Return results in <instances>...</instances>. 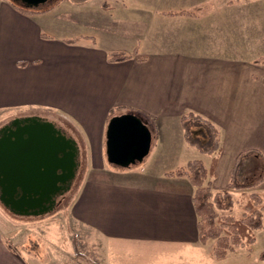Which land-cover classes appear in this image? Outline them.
Instances as JSON below:
<instances>
[{
  "label": "crops",
  "instance_id": "1",
  "mask_svg": "<svg viewBox=\"0 0 264 264\" xmlns=\"http://www.w3.org/2000/svg\"><path fill=\"white\" fill-rule=\"evenodd\" d=\"M61 2L47 12L25 14L11 0H0V113L47 110L69 123L75 131V137H69L84 173L70 215L97 242L135 241L139 244L130 252L146 264H153L152 259L157 264L222 262L211 257L213 241L205 245L199 241L191 199L194 188L183 177L165 174L200 160L210 169L208 180L217 192L226 188L232 175L242 180L250 159L262 164L257 178L264 172V63L258 61L255 48L229 37L232 25L248 18L247 10L244 16H234L239 7L229 0H114L108 9L99 0L93 6H86L85 0L65 4L64 19L72 23L73 10L82 6L97 5L100 11L83 15L88 22L101 20L102 15L112 20L129 10L137 24L118 40L125 46L121 48L110 25L70 34L74 26L56 18ZM184 10L195 15L169 14ZM255 11L257 32L263 34L264 1ZM53 26L65 27L67 37L45 32ZM83 37L89 39L67 42ZM112 52L130 58L109 62ZM131 112L144 118L151 142L155 138L158 144L152 153L150 145L142 171L108 169L107 122ZM185 114L197 115L217 130V153L203 154L185 141L181 121ZM259 187L264 191V181ZM262 219L264 223V213ZM255 235L252 252L255 246L262 252L264 227ZM10 246L0 236V264H55ZM62 264L113 263L100 256L98 261Z\"/></svg>",
  "mask_w": 264,
  "mask_h": 264
},
{
  "label": "rangeland",
  "instance_id": "2",
  "mask_svg": "<svg viewBox=\"0 0 264 264\" xmlns=\"http://www.w3.org/2000/svg\"><path fill=\"white\" fill-rule=\"evenodd\" d=\"M16 2L17 4L24 6L18 0H11ZM58 0H50L47 4L40 5L37 8L48 7L57 3ZM78 1V0H76ZM102 6V3L107 6V8L112 5L114 0H99ZM119 1V0H118ZM233 6L239 7V12H234V16H244L246 15L244 11L247 10V19H243L245 21L239 20L236 21L238 23H234L229 32V37L231 41L240 43H247L249 48H255L259 51L260 59L264 58V46H260L264 43V33L257 32V19H256V11L255 8L258 3L263 2L264 0H229ZM69 0H62L59 7L57 20L61 23H68L74 26L73 32L78 33L76 35H82L83 30L87 29H99L103 28V25L113 28L115 33L119 35V38L116 39L117 46L121 48H125L124 44H121L118 40L125 36L128 32H132L137 24V21L133 18V14L127 10L124 15L114 16L112 20L108 18L107 15H102L103 18L95 19L93 21H86L83 18V15L95 13H100L97 5L96 9L87 8V7H79L73 10V23L71 21H65L64 10L63 7L65 4H68ZM97 3V0H85L86 6H93ZM247 9H240V8ZM54 8V7H53ZM243 11V12H240ZM119 13H122L118 11ZM179 13V12H176ZM170 15H175L173 12L169 13ZM124 17V18H123ZM104 21H107L108 24H105ZM53 22V20H51ZM111 23V24H110ZM103 24L102 26H100ZM53 30L46 29L45 32L55 38L59 37H67L64 32L65 27H57L53 26ZM83 29V30H80ZM97 33V32H95ZM229 39V38H228ZM114 40V41H116ZM114 44V42H112ZM259 44V46H257ZM115 45V44H114ZM27 112L31 114H24L25 112L11 110V112H2L0 113V128L10 123L13 119L16 118H25L31 116H38L45 119H52L57 126H59L67 135H74L75 131L70 129V125L67 121H64L56 114H51L47 110H32ZM132 114V112H131ZM134 114V113H133ZM51 115V116H50ZM119 115V114H116ZM54 116V117H52ZM142 121L144 122V118L142 117ZM145 123V122H144ZM191 127V135L192 137H197V140L201 146H206L209 142L208 135L206 133V129L202 126ZM201 130V131H200ZM151 147V153L153 152L155 146H157L158 141L153 138ZM150 153V154H151ZM149 155L144 157V161L136 162L133 165H130L126 168H120L113 166L107 163L106 168H118L120 170H139L142 171L143 162L147 160ZM246 159H243L244 162ZM243 163L240 164L242 166ZM239 166V167H240ZM179 167V166H178ZM241 168V167H240ZM82 166L78 162V167L75 173V176L70 183V188L66 190L62 196H58L57 204L52 208L51 211H48L42 215L38 216H24V215H16L12 213L11 210L6 208L3 203L0 201V236L2 239H6V242L9 246L20 253L23 249L31 251L33 254H38L41 258L42 262L53 261L55 264H62L63 262L76 261V260H90V261H98L100 256L102 259H107V262L113 264H127L129 260L138 262L141 261L140 264L144 263L138 257H134V254L130 252V247H137L139 243L135 241H129L124 239L119 240H102V242H97V239L88 234L84 228H80L73 223L70 215V206L73 201L74 195L77 191L78 186L81 184L84 173L81 172ZM115 170V169H114ZM262 172V164L259 162H255L253 160H249V164L246 166V171L243 174L242 180H234L237 184H249L256 180V178ZM233 176V175H232ZM187 179L186 177H183ZM209 178V177H208ZM188 180V179H187ZM264 181V179H263ZM261 181L254 188L251 187L249 189H238V190H229L233 205L228 211H219L221 215H234L239 216L242 213L240 206L242 205V197L245 194L249 193H264L263 189L259 186L263 182ZM188 183L190 184L189 180ZM191 185V184H190ZM192 186V185H191ZM193 187V186H192ZM194 188V187H193ZM195 190V188H194ZM225 190V189H223ZM213 191V189H212ZM222 191V190H220ZM214 192V191H213ZM219 192V191H217ZM232 192H236L238 195H233ZM194 193V192H193ZM241 194V195H240ZM263 216V214H262ZM259 231V230H258ZM10 241V243L8 242ZM213 241V245L215 244V239H209L206 241ZM256 242V240H255ZM205 243V244H206ZM202 244L201 245H205ZM255 244V243H254ZM254 246V245H253ZM94 247H96L94 249ZM211 247V250H212ZM96 250V253L94 251ZM129 250V251H128ZM253 250V248H252ZM102 251H105L104 253ZM234 251V252H233ZM260 248L258 246L254 247V251L247 254V251L244 247H235L232 251L228 252L226 257L222 259V262H218V264H243V263H251V264H259L262 260L259 259ZM233 252V253H231ZM264 252V251H262ZM25 255V261L28 260L27 255ZM248 255V256H247ZM250 255V256H249ZM213 259V258H212ZM153 264H157L155 259H152ZM148 264V263H147Z\"/></svg>",
  "mask_w": 264,
  "mask_h": 264
},
{
  "label": "water",
  "instance_id": "3",
  "mask_svg": "<svg viewBox=\"0 0 264 264\" xmlns=\"http://www.w3.org/2000/svg\"><path fill=\"white\" fill-rule=\"evenodd\" d=\"M18 1L31 9L50 0ZM32 121L36 123L35 131L29 132L26 139L19 134L14 138L16 140L7 137L6 141L0 142V201L4 205L10 204L13 211L19 215L28 214V209L47 203L51 195L61 189L60 185L70 181L75 174L76 145L72 139H66L64 136L66 149L69 150L68 166L65 169L59 166L48 167L46 170L42 168L41 164L45 158H52L57 162L61 159L58 155L60 151L46 142V138L52 136L53 132L60 134V131L56 130L51 122H40L36 119ZM18 145L20 147H17ZM150 145L151 132L136 115L124 113L109 119L105 131V154L109 164L126 168L141 162L148 154ZM58 170L61 173H58ZM27 186H50L51 189L43 193L29 190ZM17 188L22 194L16 200L13 195Z\"/></svg>",
  "mask_w": 264,
  "mask_h": 264
},
{
  "label": "trees",
  "instance_id": "4",
  "mask_svg": "<svg viewBox=\"0 0 264 264\" xmlns=\"http://www.w3.org/2000/svg\"><path fill=\"white\" fill-rule=\"evenodd\" d=\"M16 9L25 14H38L49 11L54 5L45 8H26L16 2L11 1ZM42 6V5H41ZM102 8L108 9L102 3ZM175 15L194 16V11H181L174 13ZM79 39L89 38H73L68 43H73ZM93 42V40H91ZM130 58L124 52H112L108 55L109 62L124 61ZM138 59H141L140 57ZM264 63V58L258 60ZM184 130L185 141L197 148L201 153L213 155L219 151L218 132L206 120H203L194 114H185L181 117ZM202 126L206 129L209 142L206 146H201L197 137H192L190 126ZM240 157H238V160ZM213 166V161H212ZM211 172L206 168L200 160H190L183 166L176 167L165 175L170 177H186L190 184L195 188L192 195V204L197 217V229L199 241L205 244L209 239H215V244L210 252L211 257L215 260H222L227 253L235 247H244L247 254L251 253L256 240V231L263 229L264 223L262 214L264 213V193H249L242 197V205L240 206L242 213L239 216L231 214L221 215L219 211H228L233 205V200L229 190L249 189L255 187L264 179V172L259 178L249 184H237L234 177L231 176L225 190L219 192L212 191L211 182L208 180ZM259 259H264V252H261ZM251 264V263H245Z\"/></svg>",
  "mask_w": 264,
  "mask_h": 264
},
{
  "label": "flooded vegetation",
  "instance_id": "5",
  "mask_svg": "<svg viewBox=\"0 0 264 264\" xmlns=\"http://www.w3.org/2000/svg\"><path fill=\"white\" fill-rule=\"evenodd\" d=\"M26 119H28V120H26ZM34 119H36L40 122H52L48 119L41 118L38 116L13 119L10 123H8L7 125L0 128V142L2 140L6 141L7 137H11L14 139V138L18 137L19 134H22V136L26 139L28 137L29 132L35 131L34 125L36 123H34L32 121ZM52 124L54 125L56 130L60 131V134L53 132L52 136H49L47 138L45 136L44 140L46 138V142L50 143V146L56 147L60 151L58 155L60 156L61 159L59 162H57V161H54L52 158H45L41 165H42V168L45 170L48 167H54V166H56V167L59 166V167L65 169L68 166V152H69V150L66 149V143H65V139L63 138V136L66 137V139L67 138L69 139L70 137L59 126H57L54 122H52ZM14 140H16V139H14ZM17 147H20V145H18ZM75 162H76V164L74 167V173H76V170L78 167L77 156L75 158ZM58 173H61V171L58 170ZM74 176H75V174H74ZM62 178H63V176H62ZM73 178L63 185L58 184V186L59 185L62 186L61 189L54 192L51 195V199L48 200L47 203H42V205H40V207L28 209L27 210L28 214H25L24 216H38V215L40 216V215H42L48 211H51L52 208H54V206L57 204L56 199L58 198V196H62V194L70 188V183L72 182ZM27 189L44 193V192H48L51 189V187L50 186H44V187L37 188V186L36 187L35 186H27ZM21 194L22 193H21L20 189L17 188L16 192L13 195V198L16 200L19 199ZM31 195L33 196V192L31 193ZM14 199H12V200H14ZM4 206L6 208H8L9 210H11L12 213L19 215L13 211V209L10 207V204L4 205Z\"/></svg>",
  "mask_w": 264,
  "mask_h": 264
},
{
  "label": "bare ground",
  "instance_id": "6",
  "mask_svg": "<svg viewBox=\"0 0 264 264\" xmlns=\"http://www.w3.org/2000/svg\"><path fill=\"white\" fill-rule=\"evenodd\" d=\"M71 139V138H70Z\"/></svg>",
  "mask_w": 264,
  "mask_h": 264
}]
</instances>
